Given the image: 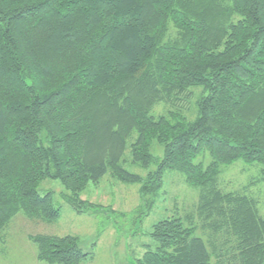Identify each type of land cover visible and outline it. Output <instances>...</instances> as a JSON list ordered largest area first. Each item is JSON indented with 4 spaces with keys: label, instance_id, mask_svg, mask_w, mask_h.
Segmentation results:
<instances>
[{
    "label": "trees",
    "instance_id": "16d2710c",
    "mask_svg": "<svg viewBox=\"0 0 264 264\" xmlns=\"http://www.w3.org/2000/svg\"><path fill=\"white\" fill-rule=\"evenodd\" d=\"M196 89L192 121L151 114ZM126 147L155 169L125 170ZM238 161L264 184V0H0V231L20 212L58 219L51 193L38 192L46 179L86 213L94 205L81 194L106 174L140 184L144 198L176 171L199 189L204 216L198 227L153 225L137 264H264L257 200L218 187ZM30 240L46 264L90 257L72 236Z\"/></svg>",
    "mask_w": 264,
    "mask_h": 264
},
{
    "label": "rangeland",
    "instance_id": "374dc122",
    "mask_svg": "<svg viewBox=\"0 0 264 264\" xmlns=\"http://www.w3.org/2000/svg\"><path fill=\"white\" fill-rule=\"evenodd\" d=\"M199 89L180 94V100L156 103L151 114L154 117L168 112L181 113L186 120L196 116L194 104ZM178 97V96H177ZM133 139V138H132ZM121 157L122 167L142 178L155 169L132 163L129 148ZM162 147L152 143L150 152L162 157ZM207 156L203 163L209 162ZM256 167L241 161L229 167H222L218 187L223 192H242L244 188L257 200V210L264 218V184L257 183ZM253 181L254 184H251ZM140 184H126L106 174L97 183H90L80 199L94 205L86 213H77L65 200L68 192L57 180L46 179L38 186L40 195L51 193L53 205L59 210V217L52 223L28 219L22 212L12 218L7 227L0 231V264H46L37 259L36 247L31 236H72L77 238L82 252L90 257L81 264H137L151 244L150 234L156 223L181 218L186 224L198 227L199 189L186 184L182 174L165 172L158 191L140 194ZM202 216H204L202 214ZM200 216V217H202ZM197 235L205 236L198 229ZM204 238V237H203ZM206 240V236L204 238ZM211 264H217L214 258Z\"/></svg>",
    "mask_w": 264,
    "mask_h": 264
}]
</instances>
